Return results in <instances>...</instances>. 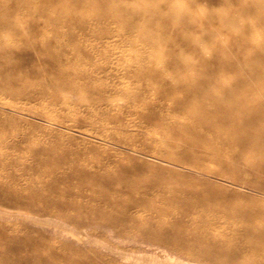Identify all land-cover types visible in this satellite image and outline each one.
Returning a JSON list of instances; mask_svg holds the SVG:
<instances>
[{"label": "rangeland", "instance_id": "1", "mask_svg": "<svg viewBox=\"0 0 264 264\" xmlns=\"http://www.w3.org/2000/svg\"><path fill=\"white\" fill-rule=\"evenodd\" d=\"M78 1L0 0V264H181L177 257L171 262L149 258V253L162 258L164 251L195 260L186 251L195 246L189 237L176 243L170 235H155V221L105 219L106 214L118 216L123 210L142 214V206L129 202L102 212L65 202L74 191L44 190L30 184L36 174L29 165L46 161L38 154L43 147L54 143L58 151L64 148L75 156L74 149L83 137L64 126L84 123V107L79 104L87 102L83 100L96 85L77 77L75 83L86 85L84 93L71 96L70 107L62 106L57 88L64 91L66 84L51 72L65 67L58 66L55 57L64 52L73 58L72 64L87 70L116 60L146 65L167 61L172 75L186 73L195 84L212 83L223 94L232 92L243 100V112L249 113L260 104L264 109V82L243 85L252 80L251 72L243 68L245 63L264 70V5L255 0H82L87 2L84 5ZM113 7L120 10L119 18L102 23L100 18ZM95 8L103 12L96 14ZM223 14L237 22L219 24ZM209 15L214 16L212 26L202 25ZM44 17L52 22L42 26L39 20ZM215 27L219 36L212 41L207 33ZM105 28L109 29L107 35ZM182 35L198 38L201 47L187 46ZM134 110L126 108L116 119L125 127L109 123L107 128L124 145L135 147V152L110 145L105 150L94 149L91 171L82 177L81 196H92L95 187L105 189L97 187L99 181L93 173L103 163L107 170L119 173L117 161L130 172L123 168L137 194L172 190L166 176L173 166L148 155L165 159L170 153L161 147V139L166 140L171 130L188 137L185 126L173 124L174 128L167 120L148 116L147 109ZM258 133L264 138V129ZM244 158L237 161L236 171L224 166L222 174L229 180L225 185L241 192L244 201L264 208V172L254 165H264V155L250 150L244 152ZM138 176L136 183L138 179L133 178ZM68 180L76 178L70 174ZM62 187L58 180L57 188ZM114 190L130 196L128 183H115ZM93 203L102 205L103 201ZM229 207L239 209L233 203ZM144 253L147 260L136 259Z\"/></svg>", "mask_w": 264, "mask_h": 264}, {"label": "bare ground", "instance_id": "2", "mask_svg": "<svg viewBox=\"0 0 264 264\" xmlns=\"http://www.w3.org/2000/svg\"><path fill=\"white\" fill-rule=\"evenodd\" d=\"M255 2L264 5V0ZM78 3L84 5L87 2L80 0ZM51 8L55 9L54 6ZM94 12L98 14L103 11L96 9ZM119 14L120 10L113 7L107 16L98 17L102 19V23H108L118 19ZM213 18V15L206 16L205 22L201 24L210 27ZM39 22L45 26L52 19L44 17ZM236 22V18L226 14L219 20V24L223 25ZM104 33L107 35L109 29L105 28ZM207 34L208 39L218 40L219 30L217 27L210 28ZM180 39L187 46L201 47L199 39L193 36L182 35ZM72 59L64 55V52L56 56L58 66L65 69L51 74L65 81L66 90L57 88L58 99L64 107H70L71 96L82 95L86 89L83 83L74 82L77 77L91 84L96 83L83 100L87 102L79 104V107H84V123L76 127L64 126V129L83 139L76 145L73 157L64 148L58 151V145L54 143L43 147L38 154L46 161L29 165V170L36 174L30 184L44 190L74 191L73 195L64 198L65 202L96 208L102 212L106 208L124 206L129 202L142 206L145 208L142 214L132 215L124 210L118 216L103 214L108 220L133 217L145 223L155 221L158 223L155 235H170L176 243L183 237H189L195 243L192 248H186L187 253L195 260L185 259L168 251L163 252L162 258L149 253L150 259L171 262L177 257V262L180 261L181 264H207L196 260L212 264H264V208H257L244 201L241 192L225 185L229 180L222 174L225 165L236 171L237 164H240L237 161L245 160V151L251 150L264 155V138H260L261 134L258 133L260 129H264L263 106L260 104L256 111L243 112L241 98L232 92L230 95L223 94L212 83L195 84L189 74L172 75L171 65L167 61L146 65L134 60H116L100 64L94 70H87L83 65L72 64ZM243 68L252 75V80L244 81L243 85L250 86L253 81L264 82V70L247 63ZM129 107L134 108L137 113L147 109L148 116L167 120L171 126H185L188 137L171 130L168 131L166 140L161 139V147L170 153L164 156L165 159L159 155L143 153L157 161H163L167 166H173L174 169H168L166 176L167 185L172 190L159 191L156 195L137 194L132 190L134 182L127 174L130 172L123 166V162L117 161L119 173L107 170L108 165L105 163L93 173L99 181L97 187L103 186L105 189L95 187L91 192L94 198L90 195L81 196L79 192L83 187L82 177L84 173L86 175L91 171L89 160L94 149L102 147L105 150L110 145L135 152V147L124 145L121 137H115L107 128L109 123L125 127L116 119ZM48 122L62 128L58 123ZM68 135L73 137L70 133ZM254 165L257 170L262 169L264 172L263 164ZM70 174L76 178L75 181L68 180ZM136 178L137 183L140 178L138 176L133 179ZM58 180L63 182L64 188H57ZM120 182L128 183L130 196H123L121 192L118 194L114 190V184ZM95 199H101L103 204L96 205L93 203ZM232 203L239 209H231L229 205ZM253 256L256 258L249 259ZM135 257L137 260H147L148 254Z\"/></svg>", "mask_w": 264, "mask_h": 264}]
</instances>
